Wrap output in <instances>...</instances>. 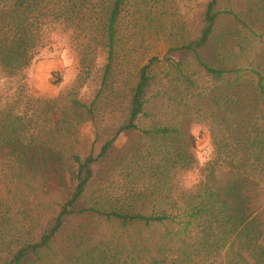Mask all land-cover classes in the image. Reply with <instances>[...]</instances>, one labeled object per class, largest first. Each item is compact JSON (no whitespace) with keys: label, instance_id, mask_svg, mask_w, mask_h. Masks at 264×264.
I'll list each match as a JSON object with an SVG mask.
<instances>
[{"label":"trees","instance_id":"1","mask_svg":"<svg viewBox=\"0 0 264 264\" xmlns=\"http://www.w3.org/2000/svg\"><path fill=\"white\" fill-rule=\"evenodd\" d=\"M129 1L0 0V85H15L0 95V134L6 135L0 137V167L17 165L19 185H3L11 198L0 206V264H97L96 249L81 248L80 228L64 238V259L52 261L62 234L85 217L124 228L173 225L163 236L180 241L182 255L229 249L233 259L225 264H264V72L216 68L203 60L200 52L221 15V0H210L200 34L165 59L168 70L158 95L151 94L158 58L138 69L127 92H116L114 79L122 72L119 24ZM60 29L77 41L79 75L57 97L33 96L26 70ZM188 56L204 72L201 81L176 59ZM99 58L104 64L98 89L85 101L82 89ZM165 104L209 134L211 158L194 185L182 181L195 164L189 123L183 128L169 120ZM118 114L119 122L111 124ZM143 119L150 120L148 127H140ZM87 123L96 128L98 141L104 135L97 152L78 146ZM136 132L148 143L136 155L143 165L135 174L130 162L114 168L118 138ZM43 165L47 170L39 169ZM55 191L58 208L48 215ZM148 195L155 199L147 212L138 204ZM154 260L150 264H159Z\"/></svg>","mask_w":264,"mask_h":264},{"label":"rangeland","instance_id":"2","mask_svg":"<svg viewBox=\"0 0 264 264\" xmlns=\"http://www.w3.org/2000/svg\"><path fill=\"white\" fill-rule=\"evenodd\" d=\"M210 0H130L124 11L118 34L119 66L122 68L114 79L115 91L127 92L135 85L138 69L145 65L151 58L160 59L159 68L154 69L157 83L152 89V95L156 96L163 90L161 81L164 80L168 64L165 59L169 52L182 45L184 42L196 38L202 28V18L205 7ZM221 15L218 19L214 36L209 44L200 54L203 60L216 68L243 69L246 72L251 69L264 72V0H221L218 5ZM70 32L60 29L54 36L49 47L41 51L36 59L26 70L27 85L29 93L40 98L57 97L64 93L76 80L81 69L77 41H72ZM186 64V69L196 74L200 81L203 77L202 69L188 56L186 59L176 57ZM104 59L99 58L95 63L96 69L93 76L87 80L81 95L85 101H91L98 89L100 68ZM161 80V81H159ZM204 80V79H203ZM14 83L1 84L0 95L6 90L14 87ZM107 106V103L104 102ZM105 106H103L104 108ZM166 116L180 122L185 128L189 123L191 135L190 153L194 158V166L186 171L183 184L194 185L211 158L212 143L209 134L202 125L194 124L181 117L177 118V111L167 104L163 106ZM120 114L116 116L111 124L119 122ZM183 118V117H182ZM140 127L150 125V120L143 119L139 122ZM99 127V126H98ZM105 129V125H100ZM5 132V131H3ZM2 132V133H3ZM6 135H1L4 138ZM80 149L84 152L94 148L98 151L100 142L96 136V128L87 123L80 129ZM148 143L140 132L121 135L115 145L113 153V164L130 162V171L135 174L138 166L143 165L137 161L136 155L145 151ZM129 161V158H132ZM48 160V158H47ZM117 163V164H116ZM136 164V166H133ZM41 170H47L43 165ZM18 171V166L2 169L0 167V206L11 197L7 195L3 185H13L18 182L13 175ZM3 172L8 176L5 178ZM18 173V172H17ZM183 177V176H182ZM148 183L144 180L138 184ZM131 185L137 182H130ZM173 188L176 183L172 182ZM127 185L129 183L127 182ZM13 189V190H14ZM49 199V214L58 208L55 205L59 201L58 193L55 191ZM148 196L139 200V206H144L145 211L150 210L152 200ZM80 228L82 249H96L94 254L97 264H150L157 261L159 264H225L227 260L233 259V253L229 249L220 254H191L182 255L179 251L177 239H165L163 234L166 229L171 230L173 225L154 226L147 228L142 224L121 227L114 221H107L99 217L76 218L75 222L62 234L55 248L53 263L64 259V245L69 235H73ZM78 235V236H79ZM164 247L162 253L158 248Z\"/></svg>","mask_w":264,"mask_h":264}]
</instances>
